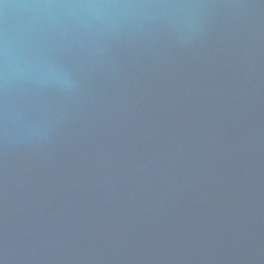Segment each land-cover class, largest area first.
Wrapping results in <instances>:
<instances>
[{
    "label": "water",
    "instance_id": "1",
    "mask_svg": "<svg viewBox=\"0 0 264 264\" xmlns=\"http://www.w3.org/2000/svg\"><path fill=\"white\" fill-rule=\"evenodd\" d=\"M0 264H264V0H0Z\"/></svg>",
    "mask_w": 264,
    "mask_h": 264
}]
</instances>
